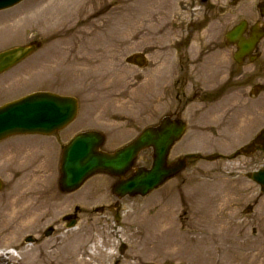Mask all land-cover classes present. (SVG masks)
I'll use <instances>...</instances> for the list:
<instances>
[{"label": "rangeland", "instance_id": "rangeland-1", "mask_svg": "<svg viewBox=\"0 0 264 264\" xmlns=\"http://www.w3.org/2000/svg\"><path fill=\"white\" fill-rule=\"evenodd\" d=\"M170 2L171 0H24L17 6L0 12V50L33 40L41 43V47L25 63L22 62L18 69L13 70V85L18 86L14 90L13 85L9 86V99L12 98L10 96H18L29 89L56 88L57 91L78 95L82 109L59 132V137L53 134H27L14 135L1 141L2 146H8L5 160L17 172L23 169L34 172L32 177L24 172L18 173L15 181L36 178L44 182L45 186L40 184L41 191L38 192L42 195L38 199L39 203L56 202L54 196L62 198L63 210L55 212L56 218L51 217L54 214L50 212L35 220L33 228L54 224L55 219L73 212V205L79 207L78 210L75 209L79 212L78 231H65L63 225L58 223V233L52 235L50 241L56 246L71 245L85 236L95 239L101 237L102 242L95 245L97 251L92 254V239L86 247L87 253L82 256L89 258L90 264H112L114 260L106 252L112 247V256H119L122 241L123 264H149L151 258H155V264H172L177 260L179 264H264V191H260L246 176L249 171L264 163L259 156L190 161L182 174L143 197H114L109 190V183L99 174L87 179L81 188L71 194L58 190V163L62 143L67 137L100 125L110 130L105 129L108 135L103 147L113 149L134 136L127 135L129 131H139L142 125H146L151 111L158 104L162 106L161 111L167 109L169 87H164L165 90L161 91L162 99L155 106L153 99L147 94L144 99L149 109L141 108L142 103H139L136 93L141 81L139 69L131 62H126V59L133 52L145 51L152 33L160 31H153L152 23L158 18L160 22L168 20ZM53 6L57 8V13L52 12ZM131 11H136L133 16L136 17L135 21L128 15ZM118 16H122L120 20L117 19ZM236 17V12L226 13L224 29ZM141 39H144L142 44L138 42ZM223 51L228 54L231 48L224 46ZM260 51L262 64L256 62L254 77L264 90V39L260 43ZM48 53L51 57L46 59ZM143 76L147 75L143 73ZM3 77H6L5 73L0 74L1 81ZM171 78L172 74H168L164 81ZM131 97L132 101L126 104L125 101ZM122 98L125 104L123 108L119 102ZM9 99L2 98L0 102ZM251 100V105L245 111L249 110L255 115L261 108L260 116L263 117L264 92L261 91ZM108 104L109 109L99 110L100 106ZM245 107V104H239L240 109ZM122 110L126 135H119L122 126L117 115ZM253 116L238 118L240 133L243 131V119H251ZM229 119L223 118L218 127L225 130ZM234 124L236 125L235 120ZM248 128V134L253 132L257 128V122L251 121ZM111 131L117 132V135H112ZM202 137L204 136L187 135L181 144L188 140L189 145H197ZM246 141L248 139L244 143ZM150 162L149 152L142 153L139 163L149 166ZM0 174L4 182L0 190V202L5 204L12 199H19L23 192L12 190V186L23 185L12 184V173L0 171ZM21 199L25 203L33 198L30 195ZM253 200L258 202L257 209L244 214L242 208ZM157 214L161 218L165 216V219L159 221L157 216L155 219L151 218V215ZM168 218L173 219L172 231L175 234V238L170 240L166 234L167 223L170 221ZM163 221L164 225H161ZM154 223L158 227L153 228ZM252 227L254 232L251 231ZM18 229L19 226L12 232L16 233L14 231ZM190 246L192 250L189 249ZM197 246L203 249L201 254L199 249H194ZM142 247L149 252L140 253ZM167 251L174 254L172 258L164 257ZM28 255L24 260H20V255L13 256L7 262L0 261V264H24L32 261L31 253ZM175 257L177 258L173 260Z\"/></svg>", "mask_w": 264, "mask_h": 264}, {"label": "flooded vegetation", "instance_id": "flooded-vegetation-1", "mask_svg": "<svg viewBox=\"0 0 264 264\" xmlns=\"http://www.w3.org/2000/svg\"><path fill=\"white\" fill-rule=\"evenodd\" d=\"M170 3L168 20L160 22L158 18L155 21L161 25L155 29L160 31L152 33L150 37L153 60L148 66L155 76L164 71V67L173 73L168 84L172 94L167 115L188 122L196 119L199 116L196 112L198 109L188 115L186 113L189 104L197 101L205 104L208 119L230 117L229 120L233 122L238 117L241 98L247 97L248 100L244 102L250 103L251 90L259 87L253 82L256 62L261 65L262 61L258 45L250 54L255 57L252 61L251 56L247 55L241 63H237L233 53H224L225 14L236 12L237 21L245 20L243 35L248 37L255 24L264 30V0H171ZM246 64L254 65L252 72L246 73ZM158 81L160 79L155 78V83ZM162 84L165 85L163 81ZM262 128L237 153H246L251 147L253 152L264 154V142L255 140ZM209 129L210 135H219L216 128ZM195 130L193 135H196ZM226 134L236 135V132L229 127ZM212 154L218 155L216 151ZM169 156H172L170 161L181 156L187 161L190 159L187 153L173 150ZM120 249L123 253V243Z\"/></svg>", "mask_w": 264, "mask_h": 264}, {"label": "water", "instance_id": "water-1", "mask_svg": "<svg viewBox=\"0 0 264 264\" xmlns=\"http://www.w3.org/2000/svg\"><path fill=\"white\" fill-rule=\"evenodd\" d=\"M19 0H0V8ZM33 50L32 45L14 47L0 52V72L12 66ZM76 100L48 92H37L0 106V139L12 133H51L67 124L75 115ZM183 125H172L163 121L161 129L149 127L131 143L115 150H100L103 135L97 131H86L76 135L64 146L60 164L59 187L62 191L78 188L95 172H105L122 178L131 167L137 152L152 148L150 168L138 167L126 179H121L113 188L118 196L145 195L175 174L184 166L166 165L170 145L179 138ZM253 178L264 184V169L253 174ZM1 186V182H0Z\"/></svg>", "mask_w": 264, "mask_h": 264}, {"label": "bare ground", "instance_id": "bare-ground-1", "mask_svg": "<svg viewBox=\"0 0 264 264\" xmlns=\"http://www.w3.org/2000/svg\"><path fill=\"white\" fill-rule=\"evenodd\" d=\"M130 1L137 2L138 0H130ZM52 8H53L52 12L57 13V8L56 7L54 8V6ZM135 13L136 11H131L130 14H128L133 21H135L136 19V17L135 18L133 17ZM121 17L122 16H118L117 19L120 20ZM123 21H124V16H123ZM33 173L34 172H27V174L31 177ZM18 184H22L23 186H12V190L23 192L22 195L19 197V199L18 198L12 199V201L6 202L5 204H2L0 202V223L1 222L6 223V225L0 224V247H6L8 245L16 247L17 250L13 249V250H9V252H11V254H15L16 256L17 254H20V260H24L28 258L29 257L28 254L31 253L30 257L32 261L26 262L24 264H90L89 258L86 259L83 258L82 256L85 255V253H87L86 247H88V243L92 240V237L89 238L85 236L83 239L77 240L73 242L71 245L62 244L58 246H56L55 243H52V241H50L52 239V235L47 237H43V236L38 237L36 241L31 244L32 246L30 245L26 246L24 242L17 241L18 238L17 236L19 232L24 228H29L35 222V220L41 219L42 216H45L50 212L54 214L51 217L56 218L55 212L60 213V211L63 210L62 209L63 201L62 198L60 199L59 197L58 198L57 197L55 198V196L53 197V199H56V202L47 201V202L39 203L38 199H40L42 195L38 194V192L41 191L40 184L42 185V187L45 186L43 181L34 178L31 180L18 181ZM28 185H33V186H28ZM30 195L34 199V201L33 199H31L30 201H25V203L21 202L22 200L21 198H23L24 196L29 197ZM156 216L157 219H159V221L161 219H165V216L164 218H161L160 214L151 215V218L155 219ZM22 218H28L29 221L27 223H22L20 221ZM169 220L170 221H168L167 223L168 229L166 231V234L167 236H169L168 239L170 240L174 232L172 231L173 219L171 218ZM160 224L164 225V221L161 222ZM18 226L19 228L21 227L22 229L20 228L19 232L18 230L14 231V232H18V234L14 237L9 238L10 234L13 233L12 230L17 228ZM153 226H152L153 228L158 227L156 223H154ZM57 233L53 235H56ZM4 234H5V238L1 237ZM147 240L149 241L151 239H147ZM145 242L147 243V241ZM112 250L113 248L110 247L109 251L106 252V253H110L111 256L110 258L113 257ZM34 251H36V254H34ZM3 256L4 253L0 251V258H3Z\"/></svg>", "mask_w": 264, "mask_h": 264}]
</instances>
